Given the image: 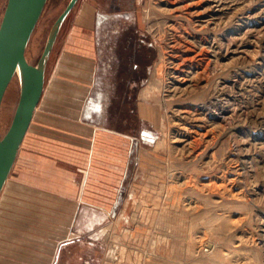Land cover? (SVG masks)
I'll return each mask as SVG.
<instances>
[{"label":"rangeland","instance_id":"rangeland-1","mask_svg":"<svg viewBox=\"0 0 264 264\" xmlns=\"http://www.w3.org/2000/svg\"><path fill=\"white\" fill-rule=\"evenodd\" d=\"M68 2L47 0L28 62ZM84 3L95 68L118 78L93 88L88 116L118 140L91 145L80 201L94 208L32 189L16 158L0 193V264H264V0H78L46 78ZM18 96L14 77L2 135Z\"/></svg>","mask_w":264,"mask_h":264},{"label":"crops","instance_id":"crops-1","mask_svg":"<svg viewBox=\"0 0 264 264\" xmlns=\"http://www.w3.org/2000/svg\"><path fill=\"white\" fill-rule=\"evenodd\" d=\"M94 10L82 4L64 27L59 53L49 77L45 75L41 99L23 140L31 143L30 148L17 155L26 185L82 209L92 207L80 201L92 166L91 145L103 139L118 140L111 128L103 127L102 121H90L88 116L93 88L100 82L112 83L115 88L118 82L110 70L95 68L101 43L98 49ZM102 39L104 43L108 40Z\"/></svg>","mask_w":264,"mask_h":264},{"label":"water","instance_id":"water-1","mask_svg":"<svg viewBox=\"0 0 264 264\" xmlns=\"http://www.w3.org/2000/svg\"><path fill=\"white\" fill-rule=\"evenodd\" d=\"M46 2L7 0L0 22V108L14 77H17L19 84V96L10 125L3 135L0 133V193L41 99L51 50L65 19L78 0H69L55 20L38 61L32 64L26 58V48Z\"/></svg>","mask_w":264,"mask_h":264}]
</instances>
